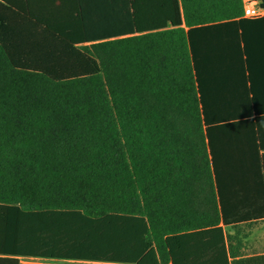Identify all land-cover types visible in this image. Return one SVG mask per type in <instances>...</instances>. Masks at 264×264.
<instances>
[{
  "label": "trees",
  "instance_id": "1",
  "mask_svg": "<svg viewBox=\"0 0 264 264\" xmlns=\"http://www.w3.org/2000/svg\"><path fill=\"white\" fill-rule=\"evenodd\" d=\"M263 58L242 0H0V264H264Z\"/></svg>",
  "mask_w": 264,
  "mask_h": 264
},
{
  "label": "crops",
  "instance_id": "2",
  "mask_svg": "<svg viewBox=\"0 0 264 264\" xmlns=\"http://www.w3.org/2000/svg\"><path fill=\"white\" fill-rule=\"evenodd\" d=\"M263 63L259 65V69L264 72V58ZM262 72V71H260ZM260 108L264 111V93L260 99ZM258 122L257 140H256V161L254 167L251 166L253 162L246 161L240 171L242 178L241 189L254 190L256 192H264V112ZM248 175L250 177H248ZM257 204L264 208V197L257 199ZM240 238L243 239V246H240L244 257H252L264 254V217L255 219L250 222L240 224Z\"/></svg>",
  "mask_w": 264,
  "mask_h": 264
},
{
  "label": "built area",
  "instance_id": "3",
  "mask_svg": "<svg viewBox=\"0 0 264 264\" xmlns=\"http://www.w3.org/2000/svg\"><path fill=\"white\" fill-rule=\"evenodd\" d=\"M244 18H260L264 16V6L260 0H242Z\"/></svg>",
  "mask_w": 264,
  "mask_h": 264
},
{
  "label": "rangeland",
  "instance_id": "4",
  "mask_svg": "<svg viewBox=\"0 0 264 264\" xmlns=\"http://www.w3.org/2000/svg\"><path fill=\"white\" fill-rule=\"evenodd\" d=\"M22 264H107L93 262H78L67 260H50V259H21Z\"/></svg>",
  "mask_w": 264,
  "mask_h": 264
}]
</instances>
